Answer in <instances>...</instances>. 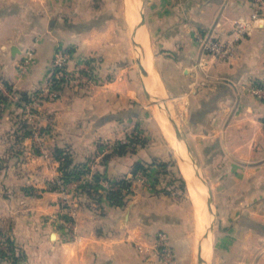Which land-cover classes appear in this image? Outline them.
Returning a JSON list of instances; mask_svg holds the SVG:
<instances>
[{"label":"crops","instance_id":"1","mask_svg":"<svg viewBox=\"0 0 264 264\" xmlns=\"http://www.w3.org/2000/svg\"><path fill=\"white\" fill-rule=\"evenodd\" d=\"M4 1V96V88L29 94L45 84L57 48L69 51V66L89 71L94 81L61 86L58 98L41 104L40 123L48 132L41 142L48 149L44 155L33 152L26 137L22 159L15 144L0 138V227L8 217L7 228L25 253V264H164L154 248L160 231L172 250L173 264H264V98L247 89L251 81H264V5L251 20L252 0H142L144 23L137 28L131 11L137 0L126 6L124 21L117 0ZM236 19L248 20L249 26L235 57L221 60L200 52L197 32L226 39ZM122 23L134 26L130 36ZM134 33L146 74L136 61ZM21 58L32 67L24 77L16 68ZM151 76L153 84L147 86ZM144 97L169 106L183 99L188 129L183 134L196 160L204 164L214 210L212 230L204 241L202 229L187 216L169 170L155 164L158 140L114 151L117 142H128H122L130 132L127 122L137 120L133 108H143ZM4 118L10 116L1 109L0 131L11 128ZM165 135L171 146L183 145L169 130ZM55 147L68 150L73 164H84L83 173L60 191L53 183L60 175ZM174 150L184 162L178 148ZM162 158L167 162L164 154ZM135 162L145 169L132 175ZM95 173L99 179L87 193L82 185L94 183ZM180 173L188 189L181 167ZM123 176L130 179V193L122 205H115L105 197L108 180ZM4 188L14 196L1 195ZM21 192L28 199L23 209L29 219L16 215L21 206L14 200ZM63 194H74V228L69 230L58 220ZM202 206L204 210L205 202ZM199 249L202 257L205 254L201 263Z\"/></svg>","mask_w":264,"mask_h":264},{"label":"rangeland","instance_id":"2","mask_svg":"<svg viewBox=\"0 0 264 264\" xmlns=\"http://www.w3.org/2000/svg\"><path fill=\"white\" fill-rule=\"evenodd\" d=\"M4 3H6L4 0H0V7L5 6L6 4H4ZM116 4L118 7L117 9H119V7H120L119 10H120V13L123 14L122 19L124 21V14L127 12L126 9L128 8L127 2H126V0H117ZM126 6H127V8H126ZM9 7H12V5H10ZM140 9H141L140 1L137 0L136 4L131 9V11L133 12V15H134V19H135V23L133 24L135 27L137 26V22L139 21V10ZM125 17H126V14H125ZM9 21H7V22H9ZM22 24H23V22H22ZM122 24L124 26V23H122ZM134 26L131 28L126 23V25L124 26V29L127 32V36H130L129 32L130 31L132 32V29L134 28ZM128 30H130V31L128 32ZM127 38H129V37H127ZM132 47L134 49V54L139 52V53H137V56L141 55L140 54L142 52L141 46L139 47V46H135L134 44H132ZM136 49L138 51H136ZM135 56H136V54H135ZM29 63H30V61H23V59L21 61L17 62L16 68L18 69V73L21 75V77L26 76L29 73V71L32 69L31 66H28ZM50 64H51V62H50ZM50 64H49V66H50ZM46 77H47V73H46ZM46 82H47V78H46L45 83ZM43 85L44 84L37 86L34 90L38 89L39 87H41ZM64 87H68V86H64ZM4 90L6 91L5 92L6 96H4L3 92L0 90V110L1 109L4 110V112L10 116V118H4V121H7V122H4V125H6V127H7V125H10L8 127H11V128H5L4 130L0 131V132H2V135H3V136H0V138L7 141V143L15 144V146H16L15 148L18 147L17 152L19 153V155L22 156V159L25 158V156H26L25 154L27 153L26 150L24 149L23 145H22V143H23L22 141H24V139L26 137L30 138V142L32 143L33 152H35L36 154L44 155L45 152L47 153L48 149L45 145L43 146V144L41 142H42V138H44V136L46 138L48 132H46V128H44V126H42V123H40L41 118H42L41 104L38 105L36 109L34 108L35 109L33 111L34 113L29 114L27 111H25V108H24V103L28 102L29 100L28 101L20 100L19 96L17 95L16 92H14V90H12V92L10 91L11 93H9L6 88H4ZM34 90H32L28 94L29 99H30V95L34 92ZM60 92H61V90H60ZM14 94L17 96L18 99L14 98V96H15ZM53 100H55V99H46L43 102L53 101ZM143 101H144L146 106L144 105L143 108L140 106H138V107L136 106V108L135 107L133 108L134 109L133 113H135L136 116H138L137 120H132V119H134V118H132L131 119L132 123L127 120L128 121L127 123H129L131 127L129 129L130 132H128V134L124 137V140H126V139L128 140L129 138L136 140L135 146L144 145L151 140H154V141L158 140L156 143H157L158 150H159V154H158L159 156L157 158H155L156 159L155 164L157 167H161V164L165 163V162H162L164 159V158H162V154H164L165 159H167V162L165 163L164 168L169 170L170 179H172V177H173V181H175L174 185L178 188L177 191L180 193V195L182 196V198L186 202L188 218L190 219V221H193V223H196L194 221L195 220V207H196L194 204L195 201H193V197L189 193L188 189H184L182 187L183 185L181 184V181H180L181 161L179 162V159H178L176 152L174 150V147L177 148V146H176L177 144L174 142V147L171 146L170 140L165 135V130H169L172 133V137H174L176 139L175 133L172 129V125H171L170 121L166 117V114L164 113V115L161 117L158 116L159 114H163L161 110H163V112H164V110L166 109L165 106H168V114L175 119L177 125L181 128L182 133H185V134L188 133V129L186 128V126H187L186 121H185V118L183 117L184 116L183 114L185 113V110H186L183 99L177 100L175 103L172 102V105L170 102V106L167 104L165 105V103L163 101H158V100L153 99V98L152 99H146L144 97ZM152 101L158 102L159 105L157 103H152ZM168 103H169V101H168ZM159 107L161 110L159 109ZM26 110H27V108H26ZM31 114L32 115L34 114L35 116H32ZM140 117H143V119L140 120ZM163 123L166 125V129L164 128ZM33 124H35L39 129V136L37 139H33L32 135H31V133H32V130H31L32 126L31 125H33ZM191 154L195 158V155L193 153H191ZM198 166L200 168V171H201L203 177L205 178L204 164L198 162ZM58 171H59V174L61 175V172L59 169V164H58ZM60 175L57 178H53L55 180L53 182L54 186L59 191L62 189V186L66 182V181H63L61 179ZM3 193L9 197L14 196L10 190L8 191L5 188L2 189L1 195ZM65 197L68 200V202L71 204V206H73L72 200H73L74 194L70 195V196L69 195L65 196V194H63L59 200V206L62 207L61 206L62 200L65 199ZM201 198H202V196H201ZM27 200H28L27 197H25V194L22 192L20 195L19 194L16 195L14 203L16 206H18V205L21 206V210H18L16 212L17 217L20 218L22 215V216H26V219H29L28 213L24 212V209H23V205H24V203L27 204V202H26ZM201 202H202V204H204L205 201L203 198H202ZM64 209H66V208H64ZM8 211L9 210L4 209L5 213ZM204 211H205V206H204ZM1 213L2 212H0V214ZM8 213H11V212L9 211ZM18 213H19V215H18ZM21 219H24V218H21ZM208 219H209L208 227H210L209 223H211L213 226L214 212L212 214H208ZM7 220H8V217H6L3 220V227H0V264H12L13 255L18 256V261H16L18 264H25L26 263L25 253L22 250H20V247H18L16 245H15L16 246L15 249L10 250V244H8L6 241L7 234L10 232L9 228H7V222H6ZM28 222H30V221H28ZM211 230H212V227L209 228L208 233H210Z\"/></svg>","mask_w":264,"mask_h":264},{"label":"built area","instance_id":"3","mask_svg":"<svg viewBox=\"0 0 264 264\" xmlns=\"http://www.w3.org/2000/svg\"><path fill=\"white\" fill-rule=\"evenodd\" d=\"M252 1L254 2V8L249 17L251 20L259 17V7L264 5V0ZM248 26L249 21L246 19L234 20L230 30V37L226 39L211 36L210 34L204 32H197L195 35L200 52L210 54L221 60L232 59L237 53L238 42L248 31ZM69 58L70 53L66 49L57 48L55 50L50 67L47 71V82L43 86L34 90V92L30 95L29 101L24 103L25 111L29 114L34 113L33 111L38 105L42 104L44 100L58 98L61 86L77 87L81 83H94L89 73L83 72L81 67H70ZM247 89L252 95L264 98V81H251L248 83ZM14 98L18 99L16 95ZM32 116L35 115L33 114ZM31 126V135L33 139H37L39 136V129L35 124ZM125 141L126 140L124 139L122 140V142ZM106 185H108V183H106ZM61 206L63 207H61L63 212L58 217L60 224L68 230L73 229L75 216L74 207L71 206L66 197L62 200ZM154 248L159 259L162 260L164 264H173V253L171 248L168 246L165 235L162 231L156 234Z\"/></svg>","mask_w":264,"mask_h":264},{"label":"trees","instance_id":"4","mask_svg":"<svg viewBox=\"0 0 264 264\" xmlns=\"http://www.w3.org/2000/svg\"><path fill=\"white\" fill-rule=\"evenodd\" d=\"M88 62L91 63L92 61H88ZM10 90L12 89L10 88ZM14 92L17 93L20 100H25V101L29 100L28 93L24 91H14ZM135 142L136 140H133L130 138L128 139V142H125V143L117 142L114 146V151L123 153L124 151H126L127 147H130L131 149L134 148ZM53 155H54V158L59 161V169L61 172L60 176L63 181H69V180L78 178L83 173L84 164H80V163L73 164L71 153L68 150L62 149L60 147H55L53 149ZM165 163L161 164V167H160L161 169H165L164 168ZM141 169L144 170L145 166L139 162H135L132 168V175L135 174L136 171L141 170ZM99 175L100 174L98 173L94 174L93 176L94 183H85V185H82V188L84 187L86 188L87 193L90 191V188H93L97 184L96 182L99 179ZM180 181H181V184L183 185L182 187L184 188V180L180 178ZM108 183L109 185L107 186V189L105 191L106 199L112 204L122 205L124 202L125 196L128 193H130V186H131L130 179L123 176V177H120L114 180L109 179ZM6 241L8 244H10V250H13L16 248L14 241H13V236L11 235V233L7 234ZM16 261H18V256L13 255L12 264H18Z\"/></svg>","mask_w":264,"mask_h":264},{"label":"water","instance_id":"5","mask_svg":"<svg viewBox=\"0 0 264 264\" xmlns=\"http://www.w3.org/2000/svg\"><path fill=\"white\" fill-rule=\"evenodd\" d=\"M140 5H141V9L139 10V21H138L137 26H136L137 28L144 23V13H143V10H142V0H140ZM132 42H133V44L135 46H139L140 47L139 42L135 38V33L132 35ZM140 54L141 55L137 56V53H136V61H137V64H138V67H139V70L141 71V73L142 74H146L147 71H146L145 67L142 64V52ZM224 80L227 81V79H224ZM147 96H148V98H150L149 92H147ZM152 103H157L158 104V102H156V101H152ZM159 109H160V107H159ZM165 110H164V112H163V110H161L162 113H163L162 115H164V113L166 114V117L170 121V123L172 125V129H173V131L175 133V137H176L175 141H177L179 143L182 142V144L184 146L185 153L188 156V160H185L182 157V154H179L178 156L181 158V160H183L184 162H187V163H189V164H191L193 166V170H194L193 171V179H195L194 183L196 185L204 186L203 197H204V201H205V221L203 223L202 234H201V240L204 241L207 238V236H208L209 228L212 227L211 223H209L210 227H208V221H209L208 214H212L214 212L213 206H212L211 191L209 189V186L207 184L206 179L203 177V175H202V173L200 171V168L198 166V162L196 161V159L191 154L192 153L191 149H190L189 145L186 142V139L184 137V134L181 131V128L177 125L175 119L168 114L167 107H166ZM198 261H199V263L204 262V258L201 256L200 249L198 251Z\"/></svg>","mask_w":264,"mask_h":264},{"label":"bare ground","instance_id":"6","mask_svg":"<svg viewBox=\"0 0 264 264\" xmlns=\"http://www.w3.org/2000/svg\"><path fill=\"white\" fill-rule=\"evenodd\" d=\"M127 5L128 6H131V0H127ZM140 31V30H139ZM141 35H142V33H141V31L139 32V34H138V38L140 39V41H141ZM139 41V40H138ZM144 42H145V39H144ZM144 42H143V44H144ZM144 48V51H145V54H146V56H149V52H148V50L145 48V47H143ZM136 51H138L137 49H136ZM140 51V50H139ZM137 53H139V52H137ZM136 54V53H135ZM157 82V80H156V78H155V76H154V84ZM152 84H153V80H152V76H151V78H149V85H147V86H152ZM147 88V87H146ZM149 88V87H148ZM149 90V89H148ZM164 124V123H163ZM177 146V148H178V154H179V152H181V154H182V157L185 159V160H188V156H187V154L184 152V146L183 145H181V146H179L178 144L176 145ZM181 170H182V173H183V177H185L186 179H187V187H188V189H189V193L192 195V197H193V201H195L194 202V204H195V220L194 221H196V225L197 226H195V227H198V230H201L202 228H203V221H205V211L203 210V206H202V198L199 196V193H198V191H200L201 192V187L200 186H198V185H196L194 182V180L192 179V177L189 175V173L193 176V166L191 165V164H189V163H187V162H182L181 161ZM187 170H186V169ZM189 172V173H188ZM184 178V179H185ZM202 186V185H201ZM202 188H203V192H204V186H202ZM192 201V202H193ZM204 205V204H203ZM204 247V251H207L208 250V247H207V245L205 246V245H203ZM202 255H203V257H205L204 255V253H202Z\"/></svg>","mask_w":264,"mask_h":264}]
</instances>
